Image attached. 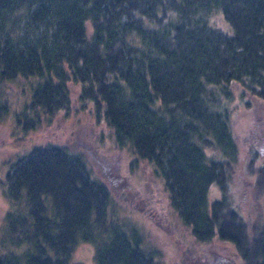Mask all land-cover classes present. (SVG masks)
<instances>
[{"label":"trees","instance_id":"1","mask_svg":"<svg viewBox=\"0 0 264 264\" xmlns=\"http://www.w3.org/2000/svg\"><path fill=\"white\" fill-rule=\"evenodd\" d=\"M18 80L30 98L12 114L1 94L0 120L27 134L91 105L113 144L154 166L196 242L218 238L241 264H264V163L255 168L252 152L244 170L263 200L250 218L234 194L242 154L232 127L235 85L264 101V0H0V85ZM108 185L66 146L19 157L0 264H76L81 242L95 264H160L142 228L120 218L132 199Z\"/></svg>","mask_w":264,"mask_h":264},{"label":"rangeland","instance_id":"2","mask_svg":"<svg viewBox=\"0 0 264 264\" xmlns=\"http://www.w3.org/2000/svg\"><path fill=\"white\" fill-rule=\"evenodd\" d=\"M25 82L5 81L0 85V95L8 99L12 111L15 109L12 114L23 108L27 96L30 98L31 84ZM234 87L237 109L232 127L242 154L238 165L241 170L237 171L234 180V194L239 197L245 214L252 218L260 195L255 193L254 178L244 170L252 152L258 154L256 164H253L255 168L259 163H264V101L248 94L242 97L241 89L237 85ZM78 106L69 115L61 112L46 116L37 131L27 134L18 128L16 118L7 115L0 120V231L3 229L5 211L11 207L4 194L11 165L35 147L57 144L82 154L94 173L109 182L108 186L115 190L114 196L124 193L132 199L129 203L135 210L121 212L120 218L129 219L142 228L148 247L160 249V264H205L207 261L209 264H241L230 242L218 238L205 243L196 242L190 229L169 206L164 183L155 176L154 166L131 155L129 148L113 144L112 131L104 118L99 117L100 112H96L91 105ZM260 200L263 201L262 198ZM145 212L151 214L152 220L144 215ZM194 257L200 258L194 261ZM72 260L76 264H95L94 246L81 242Z\"/></svg>","mask_w":264,"mask_h":264}]
</instances>
